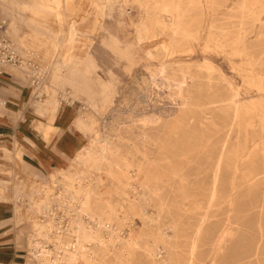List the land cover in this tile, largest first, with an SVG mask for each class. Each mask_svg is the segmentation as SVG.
<instances>
[{
	"label": "rangeland",
	"instance_id": "374dc122",
	"mask_svg": "<svg viewBox=\"0 0 264 264\" xmlns=\"http://www.w3.org/2000/svg\"><path fill=\"white\" fill-rule=\"evenodd\" d=\"M1 26L44 141L0 143L19 264H264V0H0Z\"/></svg>",
	"mask_w": 264,
	"mask_h": 264
},
{
	"label": "crops",
	"instance_id": "0c3cea01",
	"mask_svg": "<svg viewBox=\"0 0 264 264\" xmlns=\"http://www.w3.org/2000/svg\"><path fill=\"white\" fill-rule=\"evenodd\" d=\"M31 102L28 90L16 74L8 68L0 71V143L2 141L13 143L17 139L23 142L29 137L43 141V137L35 134L40 133L30 125L31 119H36L35 116H30ZM63 109L57 119V127L66 132L72 127V119L68 118L69 113ZM20 135H23L24 139ZM64 138L66 137H61L60 140ZM3 245L0 243V264H19L21 256L17 255L18 253H11L9 249L3 248Z\"/></svg>",
	"mask_w": 264,
	"mask_h": 264
},
{
	"label": "built area",
	"instance_id": "2783aa9c",
	"mask_svg": "<svg viewBox=\"0 0 264 264\" xmlns=\"http://www.w3.org/2000/svg\"><path fill=\"white\" fill-rule=\"evenodd\" d=\"M0 27V71L8 66H20L22 63L15 46L8 40Z\"/></svg>",
	"mask_w": 264,
	"mask_h": 264
},
{
	"label": "bare ground",
	"instance_id": "6f19581e",
	"mask_svg": "<svg viewBox=\"0 0 264 264\" xmlns=\"http://www.w3.org/2000/svg\"><path fill=\"white\" fill-rule=\"evenodd\" d=\"M74 2H75V1H74ZM84 2H85V1H84ZM59 5H60V4H59ZM178 8H179V7H178ZM79 10H80V9H79ZM175 10H176V9H175ZM67 11H68V10H67ZM71 11H72V10H71ZM182 11H183V10H182ZM69 12H70V11H69ZM185 12H186V11H185ZM184 14H185V13H184ZM181 16H182V15H181ZM182 17H183V16H182ZM176 18H177V17H176ZM179 18H180V17H179ZM178 20H179V19H178ZM183 21H184V20H183ZM179 22H181V21H179ZM179 25H180V24H179ZM262 25H263V24H262ZM77 26H78V25H77ZM175 26H176V25H175ZM176 27H177V26H176ZM180 28H181V27H180ZM262 28H263V27H262ZM179 30H180V29H179ZM174 32H175V31H174ZM182 32H183V31H182ZM184 32H185V30H184ZM173 34H174V33H173ZM174 36H175V35H174ZM181 36H184V35H181ZM72 37H73V36H72ZM72 40H73V39H72ZM208 60H209V59H208ZM205 61H206V60H205ZM163 64H164V63H163ZM206 65H207V64H206ZM253 65H254V64H253ZM167 66H168V65H167ZM161 67H162V66H161ZM207 67H208V66H207ZM209 67H211V66L209 65ZM157 70H158V69H157ZM187 70H188V69H187ZM158 71H159V70H158ZM179 71H180V70H179ZM252 71H253V70H252ZM155 72H156V71H155ZM155 72H154V73H155ZM161 72H162V71H161ZM187 72H188V71H187ZM187 72H186V73H187ZM162 73H164V72H162ZM186 73H185V74H186ZM181 74H182V73H181ZM185 74H184V75H185ZM164 76H165V75H164ZM162 77H163V76H162ZM164 78H165V77H164ZM169 78H170V77H169ZM169 78H168V79H169ZM183 78H184V77H183ZM149 79H151V78H149ZM152 79H153V78H152ZM152 79H151V80H152ZM168 79H167V80H168ZM175 81H176V80H175ZM170 82H171V81H170ZM170 82H169V83H170ZM166 83H167V82H166ZM176 84H177V83H176ZM178 84H181V82H180V83L178 82ZM183 84H184V83H183ZM166 85H167V84H166ZM168 86H169V85H168ZM184 86H185V85H184ZM182 87H183V86H181L180 88H182ZM164 88H165V87H164ZM186 88H187V87H186ZM165 89L168 90V87L165 88ZM165 89H164V90H165ZM173 89H174V88H173ZM263 90H264V89H263ZM168 91H169V90H168ZM177 91H178V90H177ZM172 92H173V91H172ZM173 95H174V94H173ZM177 95H178V94H177ZM237 95H238V94H237ZM182 96H183V95H182ZM233 96H234V95H233ZM235 96H236V94H235ZM172 97H173V96H172ZM183 97H184V96H183ZM230 97H231V96H230ZM175 98H176V97H175ZM181 98H182V97H180V99H181ZM228 98H229V97H228ZM171 99H172V98H171ZM172 100H173V99H172ZM228 100H229V99H228ZM174 101H175V100H174ZM224 101H225V100H224ZM230 101H232V100H230ZM234 101H235V100H234ZM180 102H181V101H180ZM180 102H179V103H180ZM181 103H182V102H181ZM221 103H222V102H221ZM224 103H225V102H224ZM233 103H234V102H233ZM235 104H236V103H235ZM178 105H180V104H178ZM223 105H224V104H223ZM230 107H232V106H230ZM233 108H234V107H233ZM232 110H233V109H232ZM232 114H233V113H232ZM232 114H231V115H232ZM191 115H193V114H191ZM184 116H185V115H184ZM194 116H195V114H194ZM230 117H232V116H230ZM185 118H187V117L185 116ZM191 119H192V118H190V120H191ZM153 120H154V119H153ZM231 121H232V120H231ZM143 122H144V120H143ZM147 122H148V121H147ZM232 123H233V122H232ZM232 123H231V124H232ZM145 124H146V123H145ZM145 124H144V125H145ZM158 124H159V123H158ZM257 131H258V130H257ZM251 133H253V132H251ZM253 135H254V134H253ZM251 136H252V135H251ZM252 138H253V137H252ZM256 138H257V137H256ZM256 138H255V139H256ZM238 144H239V143H238ZM239 147H240V146H239ZM255 148H256V147H255ZM103 149H105V148H103ZM249 151H250V150H249ZM225 153H226V155H227V152H226V151H225ZM239 153H240V151H239ZM219 154H220V153H219ZM254 154H256V152H255ZM247 156H249V155H247ZM100 158H101V157H100ZM232 158H233V157H232ZM238 158H239V156H238ZM225 159H226V157H225ZM229 160H232V159H229ZM234 160H235V157H234ZM236 160H237V158H236ZM94 161H95V160H94ZM94 161H93V162H94ZM231 162H233V160H232ZM235 163L237 164V162H235ZM225 164H226V163H225ZM229 164H230V162H229ZM234 165H235V164H234ZM234 165H233V166H234ZM240 165H241V164H240ZM240 165H239V166H240ZM238 169H239V168H238ZM217 171H218V170H217ZM232 171H233V169H232ZM234 171H235V169H234ZM214 177H215V176H214ZM216 179H217V178H216ZM235 179H236V178H235ZM215 183H216V182H215ZM214 185H215V184H214ZM214 185H213V186H214ZM212 191H213V190H212ZM213 193H214V192H213ZM217 195H218V194H217ZM213 196H214V195H213ZM218 197H219V196H218ZM214 199H215V198H214ZM91 201H92V200H91ZM86 202H87V201H86ZM92 202H93V201H92ZM84 203H85V202H84ZM108 203H109V202H108ZM82 204H83V203H82ZM86 204H87V203H86ZM106 205H107V204H106ZM80 207L82 208V206H80ZM85 207H86V206H85ZM87 207H88V206H87ZM90 207H91V206H90ZM78 208H79V207H78ZM110 208H111V207H110ZM112 208H113V207H112ZM83 209H84V208H83ZM87 210H88V208H87ZM89 210H90V209H89ZM111 211H112V209H111ZM112 212H114V211H112ZM112 212H111V213H112ZM89 216H90V215H89ZM103 219H104V218H103ZM105 220H106V219H105ZM109 220H110V219H109ZM95 222H96V221H95ZM101 224H102V223H101ZM83 231H84V230H83ZM87 232H88V231H87ZM85 233H86V231H85ZM92 233H93V232H92ZM93 236H94V235H93ZM96 236H97V235H96ZM74 244H75V243H74ZM98 245H99V244H98ZM103 246H104V244H103ZM66 249H67V248H66ZM69 250H70V249H69ZM69 250H67V251H69ZM84 251H85V249H84ZM72 255H73V254H72ZM85 255H86V254H84V256H85ZM84 256H83V257H84ZM87 256H88V254H87ZM42 257H43L45 260H48V259H47L48 256L45 255L44 252H43V256H42ZM49 257H50V256H49ZM67 257H68V256H67ZM69 257H70V256H69ZM62 259H63V258H62ZM82 259H83V258H82ZM49 261H50V260H49ZM60 261H61V260H60ZM67 261H68V260H67ZM69 261H70V260H69ZM53 262H54V261H53ZM58 263H59V261H58ZM60 263H61V262H60ZM62 263H63V262H62ZM66 263H67V262H66ZM63 264H64V263H63ZM69 264H70V263H69ZM71 264H72V263H71Z\"/></svg>",
	"mask_w": 264,
	"mask_h": 264
}]
</instances>
